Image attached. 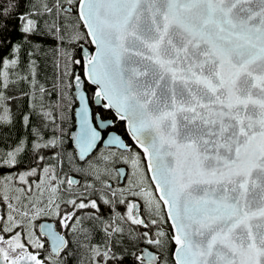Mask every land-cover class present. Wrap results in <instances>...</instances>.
<instances>
[{
  "label": "snow or ice",
  "instance_id": "obj_1",
  "mask_svg": "<svg viewBox=\"0 0 264 264\" xmlns=\"http://www.w3.org/2000/svg\"><path fill=\"white\" fill-rule=\"evenodd\" d=\"M19 6L0 8V125L27 98L0 148V264H66L73 244L92 264H264V0ZM53 207L68 231L26 230Z\"/></svg>",
  "mask_w": 264,
  "mask_h": 264
},
{
  "label": "trees",
  "instance_id": "obj_2",
  "mask_svg": "<svg viewBox=\"0 0 264 264\" xmlns=\"http://www.w3.org/2000/svg\"><path fill=\"white\" fill-rule=\"evenodd\" d=\"M9 0H0V8L7 6ZM15 2V0H13ZM41 0H19V11L23 12L27 10L28 7L31 6L32 3H36L39 6ZM15 12L13 13V18L11 20L12 24H15L16 21L14 19ZM12 35L14 38H20L18 32H13ZM45 50H47V46H45ZM40 68H39V76L38 79L41 84H44L45 87H51V78L53 75V66L51 62V57L45 58L43 55H38L37 57ZM26 63V60H25ZM21 70L26 71L24 65H21ZM27 84H21L18 88L11 89L13 95L19 97L20 91H27ZM12 111L17 113L15 118V124L10 126L0 125V148L7 149L10 145H15L18 139L25 135V129L22 126V114L27 111V98H19L12 105ZM35 119V118H33ZM76 163H80L76 161ZM64 171L67 173L69 171V167H65ZM102 233H97L95 236L93 243H98L101 240ZM74 247L71 249V256H76L75 263L66 264H92L93 254L90 253L86 248H80L76 244H73ZM132 258L129 257V260Z\"/></svg>",
  "mask_w": 264,
  "mask_h": 264
},
{
  "label": "flooded vegetation",
  "instance_id": "obj_3",
  "mask_svg": "<svg viewBox=\"0 0 264 264\" xmlns=\"http://www.w3.org/2000/svg\"><path fill=\"white\" fill-rule=\"evenodd\" d=\"M116 167H124V166L122 164H117ZM125 171L128 173L129 178L132 179V181H133V179L135 178L137 172H135V174H133L134 173V170L131 169L130 166L127 167ZM67 173L72 174L69 171ZM111 175H112L111 183L113 184L114 188L117 190V192L119 194V190L121 188H126L127 187L128 181L125 179L124 173H121V174L117 175L115 169H113ZM77 178H79V177L77 176ZM74 190H75V186H74ZM124 195L127 196L128 195V192L125 191L124 192ZM64 199H67V196H65ZM137 202L142 204L143 203L142 198H137ZM62 208H63V205H62ZM118 210L119 211H122V212L125 211V206L124 205H120L118 207ZM43 219H47V220L53 221L54 222V225H55V228L57 230L65 231V232L68 231L67 229H62L61 228L60 223H59L60 217H58V216L55 215V211H53V213H52L50 209H45V212L42 213L39 216V219H37V232H38V235L39 236L41 235V232L39 230V223ZM41 238L44 239V240H47L46 237H41ZM143 246H147V245L142 244L141 247H143ZM73 247H74V245L72 246V248ZM69 251L71 252V249ZM45 255H47V253H45ZM65 260L68 263H75L76 256H71V255L70 256H67V257H65Z\"/></svg>",
  "mask_w": 264,
  "mask_h": 264
},
{
  "label": "rangeland",
  "instance_id": "obj_4",
  "mask_svg": "<svg viewBox=\"0 0 264 264\" xmlns=\"http://www.w3.org/2000/svg\"><path fill=\"white\" fill-rule=\"evenodd\" d=\"M141 180H142L141 173L140 172H137L135 178L133 179V183L134 184H141ZM141 186H143V187H147L148 186L147 179H143V182H142ZM15 195H20V193H15ZM49 196H50V194L47 191H44L43 192V195L41 196L39 194V192L36 191V186L33 185L32 200L36 201V200L43 199V200L47 201V199L49 198ZM59 202H60V200L57 199V203H59ZM17 203H19V202H17ZM40 206H43V205H40ZM45 209H48V208H45ZM50 210H51L52 213H53V211H55L54 207L52 209H50ZM21 219L23 220V223L25 225V228H26V230L29 233H33L34 232L35 235L39 236L38 235V232H37V219H39V216L38 217H35V218L29 217V218H21ZM29 219H30L31 222H29Z\"/></svg>",
  "mask_w": 264,
  "mask_h": 264
},
{
  "label": "water",
  "instance_id": "obj_5",
  "mask_svg": "<svg viewBox=\"0 0 264 264\" xmlns=\"http://www.w3.org/2000/svg\"><path fill=\"white\" fill-rule=\"evenodd\" d=\"M41 225H52L53 227H55L53 221L47 220V219H43L39 223V230H40V232H42ZM44 230H46V229H44ZM143 247H146V246H143ZM149 250H151V249H149Z\"/></svg>",
  "mask_w": 264,
  "mask_h": 264
}]
</instances>
